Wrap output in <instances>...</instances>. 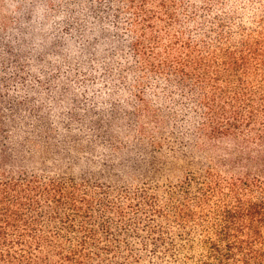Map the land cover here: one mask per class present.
I'll list each match as a JSON object with an SVG mask.
<instances>
[{
	"label": "trees",
	"instance_id": "1",
	"mask_svg": "<svg viewBox=\"0 0 264 264\" xmlns=\"http://www.w3.org/2000/svg\"><path fill=\"white\" fill-rule=\"evenodd\" d=\"M19 8L0 264H264V0Z\"/></svg>",
	"mask_w": 264,
	"mask_h": 264
},
{
	"label": "rangeland",
	"instance_id": "2",
	"mask_svg": "<svg viewBox=\"0 0 264 264\" xmlns=\"http://www.w3.org/2000/svg\"><path fill=\"white\" fill-rule=\"evenodd\" d=\"M10 2H14L15 4H17L14 7H6L3 15L0 16V18L4 17L6 19H8V21L12 22L14 21L16 18H18L19 15V0H8ZM3 9V7L0 9V11ZM15 58L10 59L9 61L15 62Z\"/></svg>",
	"mask_w": 264,
	"mask_h": 264
}]
</instances>
